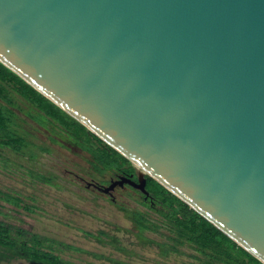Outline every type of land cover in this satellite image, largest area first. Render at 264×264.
I'll return each mask as SVG.
<instances>
[{
    "label": "water",
    "instance_id": "1",
    "mask_svg": "<svg viewBox=\"0 0 264 264\" xmlns=\"http://www.w3.org/2000/svg\"><path fill=\"white\" fill-rule=\"evenodd\" d=\"M0 63L264 264V0H0Z\"/></svg>",
    "mask_w": 264,
    "mask_h": 264
},
{
    "label": "rangeland",
    "instance_id": "2",
    "mask_svg": "<svg viewBox=\"0 0 264 264\" xmlns=\"http://www.w3.org/2000/svg\"><path fill=\"white\" fill-rule=\"evenodd\" d=\"M5 95L11 109L6 114L8 125L0 133L19 137L23 146L16 151L0 145V221L76 248L59 246L55 253L83 264H109L91 253L134 264H199L185 245L179 253L161 256L153 244L139 240L118 205L144 212L150 219L156 217L153 211L139 205L128 186L102 191L117 178L107 172L93 173L84 151L66 141L61 131L45 123L39 112L11 90ZM134 169L136 175L140 173ZM47 177L48 182L42 181ZM12 196L18 198L16 203L10 201ZM97 231L115 236L126 253L97 241ZM165 232L159 227L141 234L161 242ZM0 264L32 263L13 257L0 259Z\"/></svg>",
    "mask_w": 264,
    "mask_h": 264
},
{
    "label": "trees",
    "instance_id": "3",
    "mask_svg": "<svg viewBox=\"0 0 264 264\" xmlns=\"http://www.w3.org/2000/svg\"><path fill=\"white\" fill-rule=\"evenodd\" d=\"M7 90H11L31 108L39 112L45 123L61 131L66 141L77 145L84 151L89 157L88 163L93 173L100 175L107 172L113 178L122 176L133 181L136 180L134 166L129 160L1 63L0 101L4 104L2 106L0 104V131L6 129V125H8L6 114H9L11 109L8 107L11 106L10 99L5 95ZM0 145L8 146L16 151L23 146L19 137L8 132L0 133ZM144 179L147 196L126 183L122 185L128 186L137 196L138 204L150 208L156 217L150 219L144 212L121 204L118 205V208L135 227L138 239H141L143 243L153 244L161 256L179 253L181 252L179 247L185 245L192 251L190 256L199 264H262L151 177L144 174ZM42 181L48 182L49 177L43 178ZM9 199L12 200V203H16L18 200L16 196ZM159 227L166 231L164 241L156 242L141 234L144 230L154 231ZM95 238L100 242L105 241L119 252L126 253V250L119 245L118 239L113 235L97 231ZM59 246L76 249L50 237L40 236L21 227L0 221V259L19 257L32 264H83L60 257L58 253H55ZM91 255L98 259H105L109 264H134L102 254L91 253Z\"/></svg>",
    "mask_w": 264,
    "mask_h": 264
},
{
    "label": "bare ground",
    "instance_id": "4",
    "mask_svg": "<svg viewBox=\"0 0 264 264\" xmlns=\"http://www.w3.org/2000/svg\"><path fill=\"white\" fill-rule=\"evenodd\" d=\"M136 167V166H135ZM137 169L140 171V172H143V170H141L140 168L137 167Z\"/></svg>",
    "mask_w": 264,
    "mask_h": 264
}]
</instances>
